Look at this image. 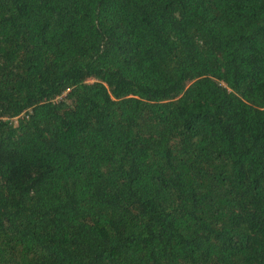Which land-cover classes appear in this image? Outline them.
Segmentation results:
<instances>
[{
	"label": "trees",
	"instance_id": "1",
	"mask_svg": "<svg viewBox=\"0 0 264 264\" xmlns=\"http://www.w3.org/2000/svg\"><path fill=\"white\" fill-rule=\"evenodd\" d=\"M0 115V264H264V0H0Z\"/></svg>",
	"mask_w": 264,
	"mask_h": 264
},
{
	"label": "built area",
	"instance_id": "2",
	"mask_svg": "<svg viewBox=\"0 0 264 264\" xmlns=\"http://www.w3.org/2000/svg\"><path fill=\"white\" fill-rule=\"evenodd\" d=\"M20 115V114H19ZM19 115H14V116H1L0 115V120H10V121H13V122H16V120H17V117L19 116Z\"/></svg>",
	"mask_w": 264,
	"mask_h": 264
}]
</instances>
